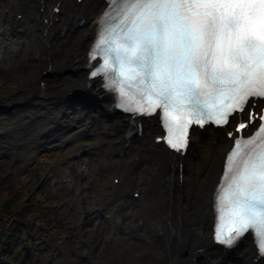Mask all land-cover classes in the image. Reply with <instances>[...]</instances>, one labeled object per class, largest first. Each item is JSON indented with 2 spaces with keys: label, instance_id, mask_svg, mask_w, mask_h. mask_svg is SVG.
Segmentation results:
<instances>
[{
  "label": "snow or ice",
  "instance_id": "6c2138e0",
  "mask_svg": "<svg viewBox=\"0 0 264 264\" xmlns=\"http://www.w3.org/2000/svg\"><path fill=\"white\" fill-rule=\"evenodd\" d=\"M116 3L118 23L101 31L105 17L97 21L89 56L103 64H90V75L107 78L133 121L160 109L166 145L176 153L190 147L193 124L232 128L227 171L213 194L214 239L231 247L252 230L264 253V0Z\"/></svg>",
  "mask_w": 264,
  "mask_h": 264
},
{
  "label": "rangeland",
  "instance_id": "374dc122",
  "mask_svg": "<svg viewBox=\"0 0 264 264\" xmlns=\"http://www.w3.org/2000/svg\"><path fill=\"white\" fill-rule=\"evenodd\" d=\"M23 1L20 11V0H0V52L3 51L0 60V168L3 172L0 175L14 179V187L23 192L24 202L31 207L34 217L23 238H16L17 257L13 259L11 247L0 249V264H75L78 256L83 258L81 264H158L163 254L161 247L155 245L154 251L148 249L149 228L154 220L163 218L156 199L153 211L146 212V207L142 211H128L120 224V235L113 229L119 202L111 198L112 194L118 189L128 197L131 192H138L143 206L151 200L148 194L153 195L151 189L147 192L150 179L147 160L136 165L138 159L134 154L119 155L121 151L114 145L115 141L124 139L125 130L117 136L109 130L82 132L84 123L74 113L75 106L67 110L62 120L56 122L52 116L49 122L37 121L33 125L29 123L31 116L23 113L31 111L38 115L33 108L35 102L29 101L33 103L30 109L21 111L26 105L20 106V102L37 97L43 83L49 87L64 79V76H46V72L56 68V62L67 59L74 49L69 40L78 38V34L60 37L61 48L53 59L48 58L41 42L43 34L38 18L41 6L34 0ZM13 20L19 24L16 40L9 35ZM73 29L75 33L78 28L73 25ZM19 88L22 94H15ZM100 120L105 122L104 118ZM60 124L67 126L65 133L48 140L37 139L50 127ZM63 145L66 147L62 148ZM199 148L191 151V157L196 155L192 160L194 170L199 167V159L207 157L204 143ZM101 166L103 172H100ZM126 170L131 172L132 188L118 186ZM115 178L119 180L117 184L113 182ZM93 204L102 210V215H95L94 224L91 222ZM156 216L159 218L155 219ZM139 223L142 232L138 236L143 243L134 247L135 240L127 232ZM77 240L82 243L77 245Z\"/></svg>",
  "mask_w": 264,
  "mask_h": 264
},
{
  "label": "bare ground",
  "instance_id": "6f19581e",
  "mask_svg": "<svg viewBox=\"0 0 264 264\" xmlns=\"http://www.w3.org/2000/svg\"><path fill=\"white\" fill-rule=\"evenodd\" d=\"M34 1L41 6L38 13L39 25L43 34L41 42L48 58L53 59L61 48L60 37L63 39L78 34V38L76 41L69 40L70 44H74V49L68 54L67 59L56 62L57 67L49 68L50 72H46V76L49 74L50 77L64 76V79L49 87H47L48 83H43L42 90L37 97L29 98L30 100L27 99L20 104L21 106L26 105L29 110L33 104L31 102H35L36 106L34 105L33 108L38 111V115L31 111H24L23 114L31 116L29 123L32 125L37 121L49 122L53 116L51 113H56L61 118H56L57 122L64 118L70 107L75 106L77 109L74 108V113H77L79 121L84 123L82 132L101 133L109 130L117 136L127 128V121L122 116L110 114L109 107L112 103L110 97L97 88V83L86 80L84 68L87 49L94 37L97 21L100 20L105 8L104 0ZM23 3L22 1L20 6H23ZM55 7L59 9L57 13L53 12ZM79 20L81 23L76 27L77 31L73 33V25H75L73 22ZM12 27L17 29L19 24H13ZM9 35H13L12 32ZM64 43L66 45L68 41ZM74 98L76 100L72 103L70 100ZM103 118L105 122L100 120ZM137 121L139 120L133 121L134 125ZM74 122L78 123L75 120ZM142 123L140 137L134 134L118 142L115 141L114 145L118 151H121L119 155L134 154L138 159L135 160L136 165L147 160L150 171L147 192L151 189L150 192H153V195L148 194L151 200H147L143 206L139 197L137 200L129 198L124 191L118 189L111 197L119 202L115 214L116 219L123 220L127 217V212L131 210L142 211L146 207V212L153 211L154 199H156L163 218L161 221L154 220L149 228L150 243L148 244L151 245L148 249L154 251L155 245L161 247L163 254L158 259V264H230L235 256L242 260L241 264H263L255 257L253 245L249 240L245 241L243 247L236 251L235 255L224 258L225 260L219 252L210 247L209 225L212 221L213 194L221 174L224 154L230 145L223 129L205 128L204 132L197 130L194 135L191 132L189 141L191 150L188 147L184 156H178L168 153L161 144L153 143L158 130V122L154 117ZM66 127L62 124L56 128L50 127L46 135L38 136L37 139L46 136L45 139L48 140L60 132L63 134ZM201 143H204L207 157L199 159V167L194 170L192 160L196 155L191 157V151L194 148L198 149ZM212 160L214 162L211 165ZM120 179L118 186L124 185L126 188L134 186L130 170L123 172ZM112 201L108 203L111 204ZM137 217L142 220L139 213ZM157 218L159 216L155 219ZM150 219H152L151 216ZM119 221L113 226L118 235L121 231ZM141 232L140 223L137 226H131L130 231L127 232L128 236L135 240L134 247L138 243H143L138 236ZM119 255L120 251L116 257Z\"/></svg>",
  "mask_w": 264,
  "mask_h": 264
},
{
  "label": "trees",
  "instance_id": "16d2710c",
  "mask_svg": "<svg viewBox=\"0 0 264 264\" xmlns=\"http://www.w3.org/2000/svg\"><path fill=\"white\" fill-rule=\"evenodd\" d=\"M1 172L3 170L0 168ZM14 186L13 178L0 175V249L11 247L15 255L13 259L18 255L14 249L16 241L27 233L34 217L33 210L24 202L23 192Z\"/></svg>",
  "mask_w": 264,
  "mask_h": 264
},
{
  "label": "flooded vegetation",
  "instance_id": "af4514ba",
  "mask_svg": "<svg viewBox=\"0 0 264 264\" xmlns=\"http://www.w3.org/2000/svg\"><path fill=\"white\" fill-rule=\"evenodd\" d=\"M2 95V94H1ZM3 97V95H2ZM4 98V97H3ZM27 110V107H22L21 108V111H26ZM80 242L78 241L77 245L79 244ZM74 244V243H73ZM70 245V244H69ZM81 262H84L83 261V258L81 256H78L77 260L75 261V264H81Z\"/></svg>",
  "mask_w": 264,
  "mask_h": 264
},
{
  "label": "water",
  "instance_id": "95a60500",
  "mask_svg": "<svg viewBox=\"0 0 264 264\" xmlns=\"http://www.w3.org/2000/svg\"><path fill=\"white\" fill-rule=\"evenodd\" d=\"M79 23L77 22L76 25H78ZM77 104V103H76ZM215 248H218L217 250H219V247L218 246H215Z\"/></svg>",
  "mask_w": 264,
  "mask_h": 264
}]
</instances>
